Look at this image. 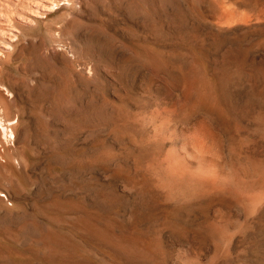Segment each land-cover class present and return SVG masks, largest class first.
Returning <instances> with one entry per match:
<instances>
[{"label":"rangeland","instance_id":"374dc122","mask_svg":"<svg viewBox=\"0 0 264 264\" xmlns=\"http://www.w3.org/2000/svg\"><path fill=\"white\" fill-rule=\"evenodd\" d=\"M0 127V264H264V198L157 183L264 195V0H0Z\"/></svg>","mask_w":264,"mask_h":264},{"label":"bare ground","instance_id":"6f19581e","mask_svg":"<svg viewBox=\"0 0 264 264\" xmlns=\"http://www.w3.org/2000/svg\"><path fill=\"white\" fill-rule=\"evenodd\" d=\"M10 135H12V132ZM1 145H3V143L0 140V146ZM194 150L193 147H187L183 152H169L159 159L158 163L156 162L158 169L157 183L160 187L166 189L169 194L184 200L189 196L201 197L207 195H224L234 192L237 197L244 198V200L252 207H256L259 201L264 198L263 194L252 193L249 191H247L246 194H243V192L237 191L235 187L226 186L228 184L230 185L231 182L235 183L238 178L236 176L233 178L223 176L219 169L221 164H219V167H207L200 159V155ZM254 159L255 158L248 160V166L246 167L245 164V166H242V169L253 171L264 170V162L259 163ZM0 195H2V193H0Z\"/></svg>","mask_w":264,"mask_h":264}]
</instances>
